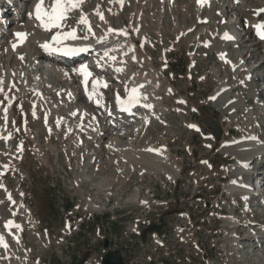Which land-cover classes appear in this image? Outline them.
Returning <instances> with one entry per match:
<instances>
[{
    "label": "rangeland",
    "instance_id": "rangeland-1",
    "mask_svg": "<svg viewBox=\"0 0 264 264\" xmlns=\"http://www.w3.org/2000/svg\"><path fill=\"white\" fill-rule=\"evenodd\" d=\"M189 2L191 0H179L178 3L182 4L181 7L185 6L188 14L191 15ZM94 3V0H90L85 5L84 11L88 14L91 13ZM226 4H229V0ZM105 5L106 3H104ZM153 6L154 1L150 2V8H144L138 1L130 0L127 5L121 7L123 11L118 16L111 15L109 17L113 26H117L127 25L130 13L135 14L139 11L144 15L138 24L137 17H134L132 24L139 28L140 35L148 37L151 45L145 46V51L152 58L154 67L163 68L167 79L170 82L173 81L172 84L175 86L168 90V94L164 93L165 88L162 89V98L168 102L165 113L153 114V118L150 117V120L146 122L140 119H131L133 122L128 127L135 126V129L144 127L146 132L137 136L129 148L108 154L103 152L98 154L97 159L100 158L102 163L108 158L111 162L99 164L96 169V159L89 171L96 176V182L99 180L98 177L106 176L108 179L112 178L113 184L109 182L107 183L109 186L97 188L96 183L92 184L81 180L84 175L81 171V164L86 163L89 158L94 156L90 153L93 148L74 149L73 144L76 139L65 140L61 132L57 135H49L44 124L46 108L45 106L41 107L39 102V107L34 113L35 109L32 104L36 97L31 90L25 95L17 93L15 88H12L10 93L5 92L4 89L0 91V98L4 103V108L8 110L9 116L8 121L4 124L3 115L0 113V128L4 127V134H9L7 140L0 137V185L3 186V189H0V231L5 233L2 228L3 220L10 217L12 209L8 197L16 203L21 201L22 214L26 216V211L30 210L34 218L32 220L29 217L26 223V218L20 217L22 220L24 219L25 228L21 236L22 246L16 248V251L13 242L5 235V239L11 245L12 253H10L9 259L2 258L0 253V264H63L59 261L60 257L67 260L70 254L81 252L86 240L83 236L93 235V226L89 228V233H79L70 239V244L72 243L73 247L55 246L53 238L59 235L57 233L62 228L63 215L71 211L79 212L78 216L83 213L84 205L81 204H85V198H93L96 204L105 206L104 232L106 235L112 232L120 235V246L122 248L127 246L126 255L131 258L133 264H225V262H227L226 264H263L262 261L260 263L239 262L236 256H231L232 250L229 247H226L225 250L222 247L225 217L234 215L239 221L238 223H243L244 217H246L248 220H244V223L257 221L264 225V215L261 214L262 211L264 212L263 208L250 210V205H246L250 211L244 212L240 196L236 193L226 192L224 183L228 184L232 180L233 174L227 173L225 179L221 178L223 169L234 163L232 156H227L221 151L223 148L222 134L225 135L226 140H230L237 137L239 131L236 122L228 125L226 120L224 121L223 113H220L209 100L216 82L225 80V75L223 73L215 75L211 72L212 68L218 67L219 64L211 51L202 49L203 39H194L197 36V31L180 36L181 31L178 27H192L194 19L190 22L186 14L181 15V7H177L178 11L174 8L171 12L173 7L169 10L165 4L162 7L156 5L154 9ZM245 9L246 7H240V13H246ZM236 13L239 11L231 12L227 17L234 20ZM78 14L79 12L74 13V19L70 20L68 25L74 26ZM92 16L90 20L93 19ZM234 21H238V18ZM13 26L11 25V27ZM4 27L3 25L2 29ZM206 32V30L202 32V38L207 36ZM232 32L238 36L241 33V28H234ZM4 38L2 41H5ZM226 49L227 57L235 61L245 53L244 50H240V54H238L230 45ZM261 58L262 53H259L248 63V68L260 64ZM132 68L133 70L138 69L135 65ZM221 68L223 70V67ZM48 71L49 69L43 70V72ZM262 71L263 69L257 72L260 74ZM21 78H23V74ZM106 79L107 81L111 80L109 76ZM228 79H231L229 73ZM57 85L60 84L55 86L58 87ZM254 87L256 88L255 85ZM117 88H119L118 83L113 82L111 88L104 91V96L111 99ZM258 89H264V79L259 81ZM177 90L180 91L179 97L172 95ZM44 93L51 102L57 104V96L54 93L48 90ZM120 94L125 93L120 90ZM177 100L181 101L180 111L174 108L177 105ZM260 102L263 104L262 108L258 112L250 109V112L251 122L254 124L256 121L252 129L256 135L263 133V136L260 137L262 140L264 137V116L258 119L255 117L260 116V112L264 113V96ZM247 106L252 108L251 105L247 104ZM168 112L174 116V122L167 120ZM60 114L65 116L64 111ZM99 115L103 116V113L100 112ZM183 116H190V118L185 120ZM157 120L162 123L156 122ZM169 122L170 126L173 125L172 128L169 127ZM186 122L198 124L199 129L187 130ZM242 124L240 123L241 126H243ZM211 125L219 129V137H216L213 130L208 127ZM203 128L204 132H202ZM164 129L168 130L169 134L167 141L171 150V158L178 164L184 161L182 172L174 181L168 180L158 170V167L143 162L153 157V152L148 151V148L151 145L160 146L161 139L166 136L163 132ZM250 129V127L247 128V130ZM103 130L109 138L111 135L109 127ZM209 134L213 136L212 140H204ZM130 137L132 134H129ZM81 140L94 142L96 139L82 136ZM124 142L126 143L127 140ZM100 150L111 152L104 146ZM168 150L167 145L166 151L168 152ZM196 157L211 160V169L205 164L192 163ZM172 159L170 166L175 165ZM259 163V161L250 162L247 171H264V164L260 166ZM233 171L235 170L231 166L229 172ZM128 176H130L129 180ZM263 176V174L259 175V177ZM253 179L251 184L255 188L258 180L253 181ZM107 187L109 189L105 191ZM133 189L141 192L140 198L145 196L146 189L152 190L156 197L163 202L160 209L155 211L161 212L160 214L165 216V237L163 240L165 245L163 247H156L148 237L124 234L133 217L144 216L146 213V208L139 204L135 206L128 202L122 206L123 200L128 197L129 193H132ZM199 191H201L200 195L196 196ZM127 212L133 213L127 214ZM111 216H116L117 221L110 223L107 218ZM97 220L98 218L95 216L91 219V221H95L94 223ZM234 229L238 230L239 226ZM240 231H243V228H240ZM45 232L49 234L47 240L42 239ZM242 236L239 234V237ZM165 239H169L168 243ZM194 240L198 241L199 248L194 245ZM241 245L245 246L244 243ZM261 248L264 251L263 245ZM245 252L244 247L239 250L241 256H245ZM260 257H264V254Z\"/></svg>",
    "mask_w": 264,
    "mask_h": 264
},
{
    "label": "bare ground",
    "instance_id": "bare-ground-1",
    "mask_svg": "<svg viewBox=\"0 0 264 264\" xmlns=\"http://www.w3.org/2000/svg\"><path fill=\"white\" fill-rule=\"evenodd\" d=\"M2 1L4 0H0V2ZM29 1L30 0H27V3ZM89 1L90 0H83L80 8L77 9L79 14L73 27H77L78 36L83 33L80 31V29H83L84 26L77 25L76 23L82 11L86 15L90 24L95 26V28L92 26L95 37L89 36V40L87 41L70 40L65 41V43L72 46L77 44L83 46L91 44V52L93 54H97L95 55V60L100 62L101 66L109 69V72L106 75L112 78L110 83H120V88L126 89V98H128L131 88L142 86L138 87V99L140 102L149 105L150 108V111H148L147 114L144 112L141 115L143 117V122H146L148 117H152L153 114L165 113L168 102L166 99L162 98V89L165 88L164 93L168 94V90L174 88L175 86L172 84V80V82H170V80L167 79V75L165 74L163 68L156 66L154 67L152 58L147 55L145 51V46L151 45L149 44L150 42L148 37L146 38L145 36L140 35L139 28L132 24L134 17H137L136 19L138 24L139 20L141 17H144V15L139 11H137L135 14L130 13L128 15L127 25L120 24L113 26L109 20V17L111 15L118 16L123 11L121 7L127 5L130 0H94L95 3L92 7L93 9L91 8L92 11L88 14L86 11H84V7L89 3ZM136 1H138L144 8H148L150 2L154 1L153 9L154 7L156 8V5L157 7H162L165 4L169 10L171 7H173L171 12L174 8L177 9V7L182 6V4L178 3L179 0ZM18 2L20 5H22L24 0H18ZM45 2L46 4L51 3V0H45ZM35 3L36 1L31 3L30 6L34 7ZM104 3H106L105 6ZM188 5L192 14H188L185 6L180 8V14H186L190 22H192L194 19L192 24L193 26H182V28L179 26L178 29L181 31L180 36L197 31V36L194 39H203L202 49L211 51L215 55L217 63L219 64L218 67L212 68L213 70L211 72H213L215 75L220 73L225 75V80H218L216 82V85L209 96V100L218 108L220 113H223L222 115L224 116V121L226 120L225 122L228 125H231L232 122H236L237 129L239 130L237 133L238 136L231 138L230 140H226L225 135L222 134L221 144L223 145V148L221 151L227 156H232L234 163H231L229 167L223 169V175L221 178L225 179L227 173L233 174V177L231 178L232 180L230 179L231 181L229 180L230 182L228 184L227 182L224 183V188L227 193H236L240 196L244 212H246L248 210V207H246L247 203L246 200L244 201L242 198H246V196L251 195V180L253 178L262 180L264 178V176L259 177L260 174L264 175V171L262 170L257 172L256 175H253L255 173L254 171H247V166L252 161H259L260 166L264 164V137L262 140L260 139V137L263 136V133L256 135V132L253 131L252 128L256 121H254V124L251 122L252 116L250 112V109L257 110L258 112L263 105L260 102V99L262 96H264V89H258V85L259 81L264 79V75H262V73H264V59L261 60L260 64L253 65L252 67L248 68V63H250V61L254 59L259 53H262V58H264L263 43L256 41L252 28L250 27L253 21L262 22L264 19V12L261 11V9H264V0H241V2L236 7V11H239V13H236L234 18V20L238 18V22H235L230 18L228 19L227 16L231 14V10L229 9L228 4L226 5L224 2L222 3L220 1H215L211 2L210 4H198L197 0H191ZM240 7H246V11L244 10L246 13H240ZM8 10H10L9 7H5L3 17L5 16V13L8 12ZM97 11L103 14L104 20L99 18ZM69 16L70 18L73 17L72 13H69ZM91 16L93 17L92 20H90ZM35 20L36 19L34 16L23 14L18 18L17 21H13L14 23L8 21L9 24L6 29L7 35L5 37L2 25H6V19H1L0 87H2V89L8 93L11 92L12 88H15L18 91L17 93L24 95L27 94L29 90H31V92L36 97L32 104L33 108L35 109L34 113H36V110L39 107V102L41 107L45 106L46 108L44 113V124L49 135H57L61 132L62 137L63 139L65 138V140L68 138H72V140L76 139L75 143L73 144L74 149L87 150L93 148L90 153L94 156L91 159L89 158L86 163L81 164V171L84 173L81 180L92 184L96 183L97 188H100V186H109L107 183L111 182L112 178L108 179L106 176H101L98 177L99 180L96 182V176L93 175V172L89 171L90 168L92 169V164L95 163L98 154L101 152L108 154L115 151L126 150L132 145L137 136L144 134L146 130H144V127H137L136 129L134 128L135 126H132L131 128L128 127L132 124L131 120H124L122 122L119 121L120 124L114 125V123H111V121L99 115L98 110H100V107L103 106L104 100L106 98L104 97V94L101 92V90L93 88V83L90 81L92 79L100 81V83L97 84V87L107 88L108 84L110 83L105 80L104 76L94 77L92 71L88 70L91 75L87 77V80H85V77L77 71L80 69V66L68 68V66L62 64L60 60L53 62V59L48 61L45 59L44 62V52L40 45L45 41H50L51 35L54 34L56 30L53 29L51 31H45V29L40 26L39 21ZM203 20H205L204 23ZM21 21H24L25 23L22 24ZM211 21H214V27V23L210 24ZM182 22L183 20L181 21V24ZM11 25L14 26L11 27ZM108 28L123 29L128 33V35L125 36L117 33H108L106 39L102 41L101 44H97L96 39L100 36H103L107 32ZM197 28L198 30H195ZM232 28H241L240 36H238L235 40L233 39L234 32H230ZM205 30L207 31V36H203L202 38V32ZM224 31H229L228 33L232 37L230 40H223L221 38ZM16 32L27 33V38L23 40V42L18 43L17 47L13 49L12 45L17 43V38L14 35ZM2 38H4L5 41H2ZM209 42L210 44H208ZM228 45L232 46L235 49V52L238 54H240V50H244V55L241 58L238 57L236 61L229 59L227 57L226 49ZM129 47L132 48V51H129ZM105 48L109 50L107 57L104 56ZM112 57L115 59H112ZM43 62L48 66V72H43ZM86 64L88 63H82V65ZM133 65H135V67L137 66L138 69L133 70ZM221 67H223V70ZM117 68H120L121 70L117 71ZM225 69H227V71H225ZM262 69V73L259 74L257 71H261ZM228 73L231 76V79H228ZM22 74L23 78H21ZM83 80H85L87 84L83 83ZM47 84L49 85L48 87L46 86ZM56 84H60L57 85L60 88L56 87ZM46 90L54 93L57 96V104H54L49 100V98L44 93ZM179 94L180 91L177 90V92L172 95H177L179 97ZM213 96H215V99H210V97ZM97 103H99L98 106H96ZM176 103L177 105H175L174 108H176L177 111H180L181 101L177 100ZM247 104L251 105L252 108H249L250 106H247ZM49 109H51V113H49ZM63 111L65 112V116L60 114V112ZM0 113L3 115L5 124L8 121L9 116L8 110L4 108V103L2 102L1 98ZM263 116L264 113L260 112V116L257 115L255 118L258 119ZM183 118L187 120L190 118V116H183ZM167 120L170 122L175 121L174 116L171 115V112L167 113ZM156 122L162 123V121L159 120ZM170 122L169 127L172 128L173 125L170 126ZM240 123H243V126H241ZM189 125H192L193 127H189ZM106 127H109L111 130V135L109 138L105 132H103V129ZM185 127L190 131L199 129L198 124L187 122L185 123ZM248 127L251 129L247 130ZM163 132L166 136L165 138L161 139L160 146L157 147L156 145H151L148 148L158 151H152L154 154L153 157L150 158V160H144L143 162L154 167H158V170H160L162 174H165V177L168 180L174 181L181 173L184 161H182L181 164H178L171 158V150L167 141V138L169 137L168 130L164 129ZM129 134H132V137L129 138ZM8 136V133L4 134V127H1L0 137L4 140H7ZM82 136L88 139L95 138L96 140L94 142L82 141ZM212 138L213 136L209 134L204 140L208 141L212 140ZM125 140H127L126 143L124 142ZM167 145L169 153L166 151ZM207 145L209 144L207 143ZM102 146L111 152L100 150ZM196 158L193 159L192 163L205 164L208 168L211 167L212 161L208 158ZM171 159L175 163L174 166H170ZM105 162L110 163L111 160L108 158L102 163L101 159L98 158L96 161V169L98 168L99 164L103 165ZM84 164L86 165L84 166ZM231 166L235 171L229 172ZM111 183L113 184V182ZM259 188L260 189L255 192V194L258 196L260 193L264 192V186L260 184ZM0 189H3L2 185H0ZM108 189V187L105 188V191ZM200 193L201 191H199L196 196H199ZM8 199L11 202L12 209L10 212V217H7L3 220V225L9 230L8 232H12V241L13 238H15L14 241L19 242L21 223L17 218L21 216V213L19 212L20 205L19 203L14 202L13 199L9 197ZM256 207L257 209L259 208L258 206ZM262 207H264V203ZM85 208L92 211L103 209L102 206L93 205H88ZM100 214H102V212H100ZM9 220L13 221V224H7ZM224 222V243L222 246L224 250L226 247H229L230 250H232L231 256H236V259L239 262L245 261L249 263H260L262 261L264 264V257H260L264 254V251L261 248L262 242L255 241L251 233L252 227L249 226L250 223L259 225L256 223L257 221H251L248 225H246L244 222L238 223L239 221L237 218L232 215L225 217ZM16 225H19V227H16ZM236 226H239L238 230L234 229ZM240 228H243V231H240ZM259 228L264 232V225H260ZM239 234H242L243 236L239 237ZM3 236L0 235V241L4 240ZM262 237L263 235L261 238ZM165 241L168 243L169 239H165ZM118 243L119 240H117L116 237H113L112 244L114 248H118ZM243 243L245 244L244 248L246 249L245 256H241L239 254V250L241 249L240 245ZM194 244L199 248V243L197 240L194 242ZM0 251L2 254L7 256L9 247L2 248L0 245ZM226 263L227 262H225V264Z\"/></svg>",
    "mask_w": 264,
    "mask_h": 264
},
{
    "label": "snow or ice",
    "instance_id": "snow-or-ice-1",
    "mask_svg": "<svg viewBox=\"0 0 264 264\" xmlns=\"http://www.w3.org/2000/svg\"><path fill=\"white\" fill-rule=\"evenodd\" d=\"M82 2L83 0H51V3L46 4L45 0H36V3L34 5V10L33 12L29 13V15L30 16L34 15L35 19L39 21L40 26L44 28L45 31H51L53 29L56 30L55 33L51 35L50 41H45L43 44L40 45L41 48H43L45 51L63 52L65 55H74L78 52L89 51L91 44H87L84 46H70L65 43V41H70V40L87 41L89 40V36L95 37V33L93 32L92 25L90 24L86 15L82 11L76 23L77 25L84 26L83 29H80V31L84 33L83 35L78 36L77 27H72L67 23L68 19L70 18L69 13L79 9ZM203 2L204 0H197L198 4H202ZM261 11L264 12V9H261ZM97 15L101 20H104V16L102 13L97 11ZM256 27L258 29H261V31L258 32V35H260L261 39H264V25H257ZM108 33H117L125 36L128 35V33L123 29L108 28L107 32L103 36H100L99 38L96 39V43L101 44L102 41L106 39ZM14 35L17 38V43H14L12 45L13 49L17 47L18 43L23 42V40L27 38V33L24 32H16L14 33ZM224 38L231 39L232 37L226 32L224 33ZM129 51H132L131 47H129ZM108 54H109V50L105 48L104 56L107 57ZM112 59L115 58L112 57ZM120 70H121L120 68H117V71ZM77 71L85 77V80H87V77L91 75V73L88 72L87 67L84 65H81L80 69H78ZM92 83H93V88L95 89L96 85L99 84L100 81L94 80ZM138 87H142V86H138ZM138 87L131 88L127 98L128 105L139 103ZM2 90H3L2 87H0V91ZM210 99H215V96L210 97ZM189 127H193V126L189 125ZM149 151H158V150L149 149ZM7 224H13V221L9 220ZM16 227H19V225H16ZM0 243H3V241H0ZM4 246L6 247L7 245Z\"/></svg>",
    "mask_w": 264,
    "mask_h": 264
},
{
    "label": "water",
    "instance_id": "water-1",
    "mask_svg": "<svg viewBox=\"0 0 264 264\" xmlns=\"http://www.w3.org/2000/svg\"><path fill=\"white\" fill-rule=\"evenodd\" d=\"M211 129L215 132L217 136H219V130L217 127L211 126ZM160 225L151 224L145 232L152 233V232H160L159 227L164 225L163 217L159 219ZM104 248H107L108 241L105 239L103 240ZM87 254H83V256L78 259L76 255H74L71 259L70 264H82L86 258ZM101 264H124L122 257L118 251H108L102 256Z\"/></svg>",
    "mask_w": 264,
    "mask_h": 264
}]
</instances>
